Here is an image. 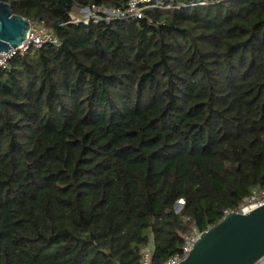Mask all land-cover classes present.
Returning <instances> with one entry per match:
<instances>
[{"label":"trees","instance_id":"16d2710c","mask_svg":"<svg viewBox=\"0 0 264 264\" xmlns=\"http://www.w3.org/2000/svg\"><path fill=\"white\" fill-rule=\"evenodd\" d=\"M129 1L6 0L61 45L0 69V264H165L264 197V0L71 23Z\"/></svg>","mask_w":264,"mask_h":264},{"label":"water","instance_id":"95a60500","mask_svg":"<svg viewBox=\"0 0 264 264\" xmlns=\"http://www.w3.org/2000/svg\"><path fill=\"white\" fill-rule=\"evenodd\" d=\"M31 22L13 14L0 0V53L19 49L29 37ZM264 257V205L247 213H227L223 220L201 234L181 264H255Z\"/></svg>","mask_w":264,"mask_h":264},{"label":"built area","instance_id":"2783aa9c","mask_svg":"<svg viewBox=\"0 0 264 264\" xmlns=\"http://www.w3.org/2000/svg\"><path fill=\"white\" fill-rule=\"evenodd\" d=\"M164 0H130L128 4L124 7H103V6H89L80 10L78 14L72 15L73 24H89L93 22H104L110 24L115 20H125V19H143L145 10L158 7L162 5ZM45 45L60 46V41L56 38L54 33L46 28L39 25L31 23V31L29 37L23 42L19 49H13L8 53H0V69L7 66L8 61L18 53H25L31 48L41 49ZM264 205V197H259L254 195L247 199L246 204L242 207L240 211L245 213ZM184 206V202L181 201L178 204L177 210L180 211ZM200 232L194 231L193 234L185 238V243L182 246V250L179 254L173 256L165 264H181L187 259V257L192 252L195 244L201 237ZM140 264H153L152 252L146 250L141 257ZM255 264H264V257L261 258Z\"/></svg>","mask_w":264,"mask_h":264}]
</instances>
